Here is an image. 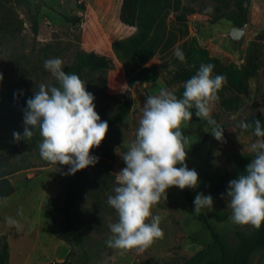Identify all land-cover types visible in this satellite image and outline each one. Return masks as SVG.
Here are the masks:
<instances>
[{
    "label": "rangeland",
    "instance_id": "1",
    "mask_svg": "<svg viewBox=\"0 0 264 264\" xmlns=\"http://www.w3.org/2000/svg\"><path fill=\"white\" fill-rule=\"evenodd\" d=\"M42 1L44 6L36 17L35 33L24 8L6 5L0 9V73L3 74L0 106L3 113L5 107H22L23 96H33L40 84L55 83L44 68L45 60L60 58L66 66L72 62L75 50L90 49L85 46L88 43L81 39L82 23L90 10L87 0ZM161 5V0H149V15L143 18V23L136 30L123 29L125 34H121L118 40L122 27L119 24V29L112 26V31L105 32V35L113 44L106 47L102 46L106 42L101 41L102 45H95L92 49L105 54L113 63L112 69L102 75L101 92L111 96L127 95L131 105L125 119L108 127L99 147L90 150L91 155L99 158L98 162L80 170L85 172V176L80 183V194L72 217L84 241L74 248L73 257L68 258L69 246L55 238L60 227L51 223L45 208L47 199H52L56 206L61 203L69 166L53 165L41 158L39 143L42 138L39 134L33 144L25 141L14 152L0 151V177L4 175L15 191L7 198V203L4 200L0 202V245L3 242L7 244L14 264H24L22 259L25 264H63L67 261L68 264L83 261L87 264H181L206 248L210 241L209 231L198 216L204 218L228 247L236 245V231H250V225H238L231 221L227 187L229 181L236 179L238 162L245 159L251 162L254 157L249 148L258 138L252 128L244 130L239 124L241 121L248 123L251 117L264 118V105L260 104L264 99V66L251 77V85L244 89L243 97H239L240 104L236 110H223L219 99L213 103L211 118L223 130L222 141L213 137V125L199 119L194 108L191 109V121L181 126V131L188 137L185 162L189 169H195L199 177L196 189L187 188L188 196L193 202L197 193L211 195L212 209L194 212L184 198V190L171 187L166 190L167 199L161 198L151 210L153 215L162 217V239L156 240L143 252L123 251L106 244L110 236L109 223L118 221V215L108 205L107 197L114 195L113 190L118 186L115 174L126 166L121 155L135 139L145 98L158 94L161 89H168L176 95L184 87V84L175 83L166 86L163 82L172 72H162V66H159L162 62L158 59L162 54L174 53V48L170 49L173 40L169 36L164 38L162 29H153L152 20ZM249 6L244 29L249 30L251 43L263 37L264 0H249ZM233 11L232 1L222 5L213 0H182L175 20L184 22L183 27L189 22L195 24V31L187 40L191 53L185 67L201 65L206 51L213 50L211 54H214L220 49L226 53V62L232 61L237 65L245 62L246 55L240 45L247 38L242 35L239 40H232L228 36L229 26L235 27L227 20L228 14ZM239 28L242 29L243 25ZM95 32L98 36L103 35L96 27ZM81 44H85L84 47ZM227 94L224 91L222 98H227ZM94 104L95 110L103 108L107 116L115 110L112 103L105 99ZM217 212L226 216L224 221H215L214 214ZM8 217L19 222V230L6 223ZM249 264H264V252L253 254Z\"/></svg>",
    "mask_w": 264,
    "mask_h": 264
},
{
    "label": "clouds",
    "instance_id": "2",
    "mask_svg": "<svg viewBox=\"0 0 264 264\" xmlns=\"http://www.w3.org/2000/svg\"><path fill=\"white\" fill-rule=\"evenodd\" d=\"M174 55L182 62L185 60L179 48L175 49ZM44 68L58 86L42 83L27 99L23 133L13 132V139L30 141L38 130L42 138L39 143L41 158L53 165L69 166L67 174L73 175L98 162L99 158L91 155L90 150L99 147L105 139L108 123L95 111V97L86 90L85 81L75 73L65 72L62 59H47ZM213 68L211 63L201 64L196 74L185 82L182 98H177L168 89L146 96L135 139L121 155L126 166L115 174L118 186L113 190L114 195L107 197L108 205L118 215V221L108 225V247L143 252L164 236L160 227L162 217L153 215L151 210L161 198L167 199L166 190L199 186L198 173L189 169L185 162L188 137L181 131V126L191 121V109L194 108L199 119L213 125V137L217 141L223 140V130L211 118V112L224 77H213ZM239 127L252 128L258 139L250 145L254 157L244 174L228 183L230 219L234 224L259 229L264 223V127L259 120L241 121ZM193 204L196 213L204 208L212 209L213 198L197 193ZM6 223L17 230L21 227L11 217L6 218Z\"/></svg>",
    "mask_w": 264,
    "mask_h": 264
},
{
    "label": "trees",
    "instance_id": "3",
    "mask_svg": "<svg viewBox=\"0 0 264 264\" xmlns=\"http://www.w3.org/2000/svg\"><path fill=\"white\" fill-rule=\"evenodd\" d=\"M218 4L225 5L227 1H232L234 11L228 14L227 20L231 22V25L239 28L246 23V14L249 7V0H213ZM138 0H121L118 21L126 27H133L135 23V15ZM6 5L20 6L24 8L32 31L35 33L37 30V20L39 9L44 6L42 0H0V9ZM114 28H117V24L112 22ZM113 67L112 61L104 55H100L94 52H85L83 50H75L73 60L69 65L63 66V70L67 73L77 74L83 81H85L86 90L92 93L95 97L94 102L105 99L107 102H111L114 106V112L107 116L103 108L95 110L102 121H107L108 127H111L118 122L125 119L130 110V99L127 95L111 96L102 93V75L105 70H110ZM200 65L181 68L173 71L167 80H163L164 84L168 86L170 83L185 84V82L196 74ZM214 77V75L212 74ZM58 86L57 82L53 84ZM1 87V82H0ZM227 91V98H222V93ZM184 87L176 94L177 98H182ZM220 100V106L225 111H234L240 104V98L234 94L224 84L217 93ZM32 96L26 94L23 96L22 107L9 106L5 107L4 113L0 106V151L14 152L18 145L25 142L21 140L19 142L14 141L13 132L23 133V112L26 108L27 99ZM2 95L0 94V102ZM254 120H259L262 127H264V118L251 117L248 123H252ZM39 131L29 141L35 143L38 140ZM250 163L249 159L238 162L235 168L236 178L244 174L246 166ZM85 172L77 171L73 175L67 176L66 190L62 195L61 203L56 206L52 199H47L45 208L48 212L51 223L58 225L59 231L55 234V238L66 243L69 246L68 258L74 256V248L80 246L84 239L83 236L75 224L72 213L73 207L79 198L80 183L84 178ZM14 192V188L4 178V175L0 177V202L7 198ZM184 198L187 203L190 204L191 209L194 211V204L188 196L187 188L184 189ZM203 225L209 231V243L206 248L199 250L189 258L185 259L181 264H249L250 258L253 254L263 251L264 252V223H262L259 229L250 225V231L248 233L242 231L235 232L236 245L234 247H228L223 238L215 231H213L202 216H198ZM226 216L221 213H215L214 219L217 222L224 221ZM7 250L8 246L5 242L0 245V264L7 262ZM63 264H68L64 262ZM79 264H87L85 261Z\"/></svg>",
    "mask_w": 264,
    "mask_h": 264
},
{
    "label": "crops",
    "instance_id": "4",
    "mask_svg": "<svg viewBox=\"0 0 264 264\" xmlns=\"http://www.w3.org/2000/svg\"><path fill=\"white\" fill-rule=\"evenodd\" d=\"M161 1L162 5L159 9H157L158 12L152 20L153 29H162L164 32V38H167L169 36L173 40L170 49L174 48L175 51L176 48H179L185 55V60L183 62L178 60L174 53H166L165 55L162 54L159 56L158 60L159 62H162L159 64V66H162L161 71L164 72L166 70H170L171 72H173L177 69L186 68L184 65L186 63V59H189V55L191 53V46L187 43V40L191 39L190 36L193 34V32L189 30L190 22L187 23L186 27H183L184 22L177 21L174 18V16L178 13L182 6V0ZM86 2L88 3V8L90 10L88 14L89 16L85 17V21L82 23L84 29L82 31L83 36H81V39L88 43L87 45L84 44L85 46L90 47L89 50L84 51L94 53L97 52L92 49L96 47L95 45L101 44L99 43L101 41L106 42L103 45L101 44L102 46L107 45L106 47H109V45L113 44V41L108 40L106 38L107 36L105 35V32L112 31V22H115L116 24H119L120 27H122L120 28L119 38L117 37L119 40L121 34L124 33L123 29H132V31L136 30L139 25L143 23V18L147 14L149 15L150 12L149 0H138L134 26L126 27L118 21V13L121 0H87ZM248 10H250V6L248 7ZM109 19L111 22L109 21ZM95 27L99 33L103 32L102 36H98L96 34ZM231 28L232 26H229V30ZM249 36V30L244 29L243 37L247 38V40L245 41V43L240 45L241 50H243L244 54L246 55V59L243 64L237 65V63L232 61L226 62V53H224L222 49L214 54H211L213 50L206 51V53L203 55L202 61L200 62L201 64H213L214 68L212 74L215 76L222 75L224 77L223 84L229 87L231 91H233L241 98L243 97L244 89L246 87H250L251 85V77L256 75L257 71L259 69H262L264 66V33L261 39L255 40L251 43L250 39L248 38ZM84 45L81 44L82 47H84ZM97 54L105 56V54L101 52ZM219 57H221L222 59H219ZM109 91L110 90H107V93H110ZM260 104L261 106L264 105V99ZM14 193L15 191L7 198L14 195ZM12 256H10V250H7V264L15 263V260L12 258ZM21 262L24 264L26 263L24 259H22Z\"/></svg>",
    "mask_w": 264,
    "mask_h": 264
},
{
    "label": "water",
    "instance_id": "5",
    "mask_svg": "<svg viewBox=\"0 0 264 264\" xmlns=\"http://www.w3.org/2000/svg\"><path fill=\"white\" fill-rule=\"evenodd\" d=\"M245 25H243V28H237V27H232L229 30L228 36L232 40H239L241 36L243 35V30H244Z\"/></svg>",
    "mask_w": 264,
    "mask_h": 264
},
{
    "label": "built area",
    "instance_id": "6",
    "mask_svg": "<svg viewBox=\"0 0 264 264\" xmlns=\"http://www.w3.org/2000/svg\"><path fill=\"white\" fill-rule=\"evenodd\" d=\"M194 29H195V24H194V22H190V24H189V30L190 31H192V32H194Z\"/></svg>",
    "mask_w": 264,
    "mask_h": 264
}]
</instances>
